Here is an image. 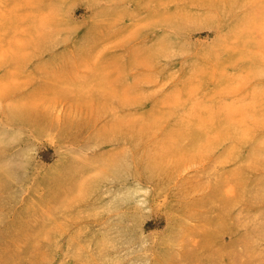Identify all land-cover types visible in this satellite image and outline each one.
<instances>
[{
  "label": "rangeland",
  "instance_id": "obj_1",
  "mask_svg": "<svg viewBox=\"0 0 264 264\" xmlns=\"http://www.w3.org/2000/svg\"><path fill=\"white\" fill-rule=\"evenodd\" d=\"M0 264H264V0H0Z\"/></svg>",
  "mask_w": 264,
  "mask_h": 264
}]
</instances>
